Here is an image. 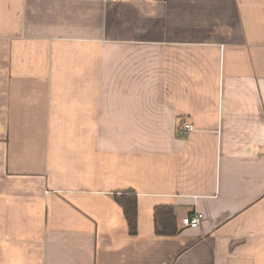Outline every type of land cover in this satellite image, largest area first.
I'll return each mask as SVG.
<instances>
[{
	"label": "crops",
	"instance_id": "1",
	"mask_svg": "<svg viewBox=\"0 0 264 264\" xmlns=\"http://www.w3.org/2000/svg\"><path fill=\"white\" fill-rule=\"evenodd\" d=\"M0 264H264V0H0Z\"/></svg>",
	"mask_w": 264,
	"mask_h": 264
},
{
	"label": "trees",
	"instance_id": "2",
	"mask_svg": "<svg viewBox=\"0 0 264 264\" xmlns=\"http://www.w3.org/2000/svg\"><path fill=\"white\" fill-rule=\"evenodd\" d=\"M114 198L116 202L122 207L125 219L128 224L130 234L136 233V225H137V199L136 194L133 190H126L119 194H115ZM167 233H176V228H172L171 230H167ZM159 233L164 232L158 231Z\"/></svg>",
	"mask_w": 264,
	"mask_h": 264
},
{
	"label": "built area",
	"instance_id": "3",
	"mask_svg": "<svg viewBox=\"0 0 264 264\" xmlns=\"http://www.w3.org/2000/svg\"><path fill=\"white\" fill-rule=\"evenodd\" d=\"M194 129V126L191 124H184L182 127L183 131H191ZM182 224L187 227H197L200 223V215L198 213L193 214L191 216H186L182 218Z\"/></svg>",
	"mask_w": 264,
	"mask_h": 264
}]
</instances>
